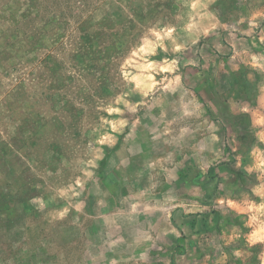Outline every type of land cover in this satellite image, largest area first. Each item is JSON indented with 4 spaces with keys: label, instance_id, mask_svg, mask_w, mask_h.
Here are the masks:
<instances>
[{
    "label": "rangeland",
    "instance_id": "374dc122",
    "mask_svg": "<svg viewBox=\"0 0 264 264\" xmlns=\"http://www.w3.org/2000/svg\"><path fill=\"white\" fill-rule=\"evenodd\" d=\"M0 264H264V0H0Z\"/></svg>",
    "mask_w": 264,
    "mask_h": 264
}]
</instances>
